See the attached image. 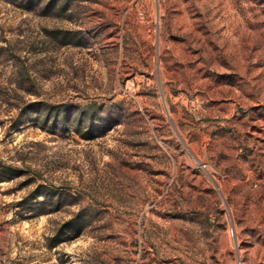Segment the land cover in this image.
Listing matches in <instances>:
<instances>
[{
	"label": "rangeland",
	"instance_id": "obj_1",
	"mask_svg": "<svg viewBox=\"0 0 264 264\" xmlns=\"http://www.w3.org/2000/svg\"><path fill=\"white\" fill-rule=\"evenodd\" d=\"M0 264H264V0H0Z\"/></svg>",
	"mask_w": 264,
	"mask_h": 264
},
{
	"label": "trees",
	"instance_id": "obj_2",
	"mask_svg": "<svg viewBox=\"0 0 264 264\" xmlns=\"http://www.w3.org/2000/svg\"><path fill=\"white\" fill-rule=\"evenodd\" d=\"M71 221L74 223V222L77 221V219L76 218H72ZM75 227H76L75 229H79V228H77L78 227L77 225H75Z\"/></svg>",
	"mask_w": 264,
	"mask_h": 264
}]
</instances>
